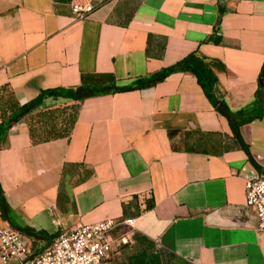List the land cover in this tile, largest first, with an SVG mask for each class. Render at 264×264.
Here are the masks:
<instances>
[{"label":"crops","instance_id":"1","mask_svg":"<svg viewBox=\"0 0 264 264\" xmlns=\"http://www.w3.org/2000/svg\"><path fill=\"white\" fill-rule=\"evenodd\" d=\"M71 2L92 9L80 18ZM190 51L209 60L229 110L259 112L264 0H0V88L18 105L76 88L81 74L126 85ZM67 118L68 132L50 135ZM234 133L189 71L44 95L1 138L0 216L42 235L15 228L30 249L79 222L133 218L103 264H264V230L243 193L244 176L264 171V109L239 126L248 154Z\"/></svg>","mask_w":264,"mask_h":264},{"label":"built area","instance_id":"2","mask_svg":"<svg viewBox=\"0 0 264 264\" xmlns=\"http://www.w3.org/2000/svg\"><path fill=\"white\" fill-rule=\"evenodd\" d=\"M71 11L83 17L92 9L89 3L71 2ZM244 204L256 216V228L264 230V171L244 176ZM133 218L106 216L91 222H79L55 236L50 246L33 253L24 234L0 216V261L8 264H103L114 245L129 241ZM123 226L115 234V228Z\"/></svg>","mask_w":264,"mask_h":264},{"label":"trees","instance_id":"3","mask_svg":"<svg viewBox=\"0 0 264 264\" xmlns=\"http://www.w3.org/2000/svg\"><path fill=\"white\" fill-rule=\"evenodd\" d=\"M55 3H68L70 0H53ZM175 70H183L191 72L197 84L200 86L201 90L203 91L204 95L207 99L211 102V104L215 107L217 103L221 104L225 108V110L230 114L233 115V119H228L229 125L233 132L237 133L236 139L239 142V145L242 149L248 154L247 146L245 145L244 141L241 139L239 134V126L249 120L251 117L257 116L259 112L264 109V106H261L258 103V97L255 95V106L259 109V112L253 114H246L244 115V109L239 108L235 111H231L227 108L224 101L219 97L216 87V76L212 71L209 60L204 58L203 56L199 55L196 51H190L186 53L184 56L179 58L178 60L174 61L173 63L161 67L160 69L152 72L148 76L145 77H136L130 83L126 85H120L115 82V78L110 73H94L91 75L90 82H86L84 76H80L81 83L79 86L83 88H90L91 92L87 94H101V93H108L114 91H120L125 89H132V88H139L144 85H148L154 82L157 79L164 77L171 71ZM264 74V58L261 62L258 78ZM74 88L75 87H55V88H45L41 89L35 97H33L28 102L18 105L12 98V94L10 90L2 86L0 88V141L1 138L6 131V129L10 126L13 121H10V117L15 116L17 112L20 110L28 107L24 113L20 116H17L16 119L21 117L27 111L36 107L41 98L44 95H59V96H66L74 98ZM259 90V86H257L256 93ZM15 119V120H16ZM71 122L70 118H67L63 121V126L58 131H53L50 135H63L68 132L69 124ZM52 129V128H51ZM0 198H1V191H0ZM150 206V203L147 204ZM28 229V227H26ZM133 233H131L132 235ZM43 248L37 247L30 249L32 253H36Z\"/></svg>","mask_w":264,"mask_h":264},{"label":"water","instance_id":"4","mask_svg":"<svg viewBox=\"0 0 264 264\" xmlns=\"http://www.w3.org/2000/svg\"><path fill=\"white\" fill-rule=\"evenodd\" d=\"M258 85H259V90L258 92L256 93V96L258 97V102L261 106H264V80H263V75H261L259 78H258ZM91 92V89L90 88H83L82 86H78L75 88L74 90V96L75 97H79V96H84L86 95L87 93H90ZM216 107V110L223 114L224 116L228 117L229 119H233L234 116L233 115H230L223 106H221V104L217 103L215 105ZM28 107L20 110L19 112H17V114L15 116H12L10 117V121H15L16 117L17 116H20L22 113L25 112V110L27 109ZM234 135L236 136L237 133L235 132ZM0 209H1V212L3 215H6V207H5V203H4V200L1 198V204H0ZM14 227L18 230H22L23 233L27 236H30L32 238H41L42 235L41 234H37L35 231L33 230H28L26 228H23L21 227L20 225H14ZM33 256V253H30L28 254L27 258H31Z\"/></svg>","mask_w":264,"mask_h":264},{"label":"rangeland","instance_id":"5","mask_svg":"<svg viewBox=\"0 0 264 264\" xmlns=\"http://www.w3.org/2000/svg\"><path fill=\"white\" fill-rule=\"evenodd\" d=\"M259 103V102H258Z\"/></svg>","mask_w":264,"mask_h":264}]
</instances>
